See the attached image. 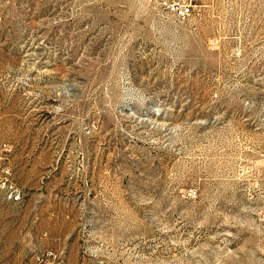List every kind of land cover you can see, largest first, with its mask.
Returning a JSON list of instances; mask_svg holds the SVG:
<instances>
[{"label": "rangeland", "instance_id": "1", "mask_svg": "<svg viewBox=\"0 0 264 264\" xmlns=\"http://www.w3.org/2000/svg\"><path fill=\"white\" fill-rule=\"evenodd\" d=\"M193 4L0 0V264H264V0Z\"/></svg>", "mask_w": 264, "mask_h": 264}, {"label": "built area", "instance_id": "2", "mask_svg": "<svg viewBox=\"0 0 264 264\" xmlns=\"http://www.w3.org/2000/svg\"><path fill=\"white\" fill-rule=\"evenodd\" d=\"M162 5L171 13L175 18L186 19L192 15L194 4L193 0H162ZM195 193L193 190H190V194ZM8 199L11 202L20 201V196L11 191L8 194Z\"/></svg>", "mask_w": 264, "mask_h": 264}]
</instances>
